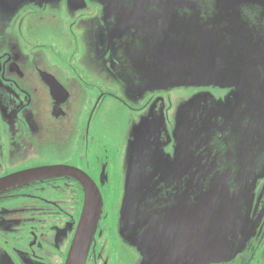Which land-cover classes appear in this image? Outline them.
Masks as SVG:
<instances>
[{"label":"flooded vegetation","instance_id":"af4514ba","mask_svg":"<svg viewBox=\"0 0 264 264\" xmlns=\"http://www.w3.org/2000/svg\"><path fill=\"white\" fill-rule=\"evenodd\" d=\"M55 166L84 264H264V0H0V179ZM84 203L1 189L0 264H66Z\"/></svg>","mask_w":264,"mask_h":264},{"label":"water","instance_id":"95a60500","mask_svg":"<svg viewBox=\"0 0 264 264\" xmlns=\"http://www.w3.org/2000/svg\"><path fill=\"white\" fill-rule=\"evenodd\" d=\"M176 70L168 72V75L171 76L175 74ZM167 81V80H166ZM164 81V84H166ZM160 81H156L155 83H159ZM168 84L172 86L179 85L183 83V81L173 79L172 81H167ZM41 175H70L76 178L85 189V203L81 213L80 221L78 224L77 231L75 233L73 243L70 249L68 261L66 264H84L85 259V242L87 236L90 232V222L93 221V213L94 209L98 204L101 203V198L98 190L93 185L91 180L86 176L83 172L66 167V166H55V167H44L37 168L33 170H28L24 172H20L18 174H14L12 176H8L6 178L0 179V190L11 185H15L18 182H22L23 180L33 179L37 176Z\"/></svg>","mask_w":264,"mask_h":264},{"label":"rangeland","instance_id":"374dc122","mask_svg":"<svg viewBox=\"0 0 264 264\" xmlns=\"http://www.w3.org/2000/svg\"><path fill=\"white\" fill-rule=\"evenodd\" d=\"M114 130H115V137L117 138V140L115 141L116 143H120L121 145H119L120 149H122V142L123 139L126 137L127 132H128V128H126L123 123H119L117 125H114ZM113 130V128H112ZM142 144H146L147 141H141ZM136 153H142L144 152V149H138L135 151ZM119 154H121V150L119 151ZM125 163H122V158L121 155L116 159V161L114 163H112V166H110L111 168V172L109 174V183L107 186L112 185L113 189L116 188V176L117 174H114L116 172H121V170L124 168ZM130 170V168H128ZM129 170H127V172L129 173ZM109 190V189H108ZM112 190V189H111ZM111 190H109V193L111 192Z\"/></svg>","mask_w":264,"mask_h":264}]
</instances>
